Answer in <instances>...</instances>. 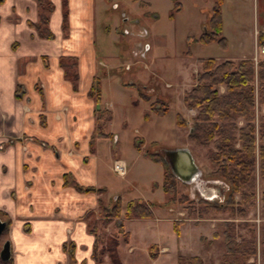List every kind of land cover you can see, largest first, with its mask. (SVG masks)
Returning a JSON list of instances; mask_svg holds the SVG:
<instances>
[{
	"label": "crops",
	"instance_id": "obj_1",
	"mask_svg": "<svg viewBox=\"0 0 264 264\" xmlns=\"http://www.w3.org/2000/svg\"><path fill=\"white\" fill-rule=\"evenodd\" d=\"M50 1L53 10L49 14L47 26L52 36L46 37L35 26L40 21L38 0H0V219L7 224L2 240L0 239V251L6 241L11 243V255L4 264H117L108 253L100 256V259L96 256L98 223L100 218L102 221L104 219L99 206L100 198L108 208L113 207L119 198L123 204L121 218L104 224L108 229H113L115 225L119 229L109 243L119 241L116 252L121 264H133L140 255L150 263L158 264L164 255L170 253L172 260L177 258L176 264L180 255L199 256L205 264L204 256L190 250L189 245L194 242V226L210 230L199 223L191 225L184 222L179 226L180 233H177L179 222L174 218V209L163 205L168 197L157 202L144 196L133 198L153 205V216L124 217L126 205L133 199L124 202L120 193H113L111 185L114 182L105 171L113 170L116 159L127 161L119 158V154L114 152L113 147L110 149V143L106 141L113 138V132L103 130L105 135L97 134L98 109L113 112L112 119L104 128L115 115L113 108L101 106L104 89L101 76H113L122 67L128 71L132 69L129 61L119 64L124 58L120 50L110 53L104 48L100 55L99 40L102 39L105 45L106 37H111V31H114L113 42L116 46L121 44V38L125 40L127 36L136 35L137 30L134 29L140 20L133 18L131 7L148 9L154 7V2L159 0ZM208 1L213 3L207 12L205 4ZM166 2L167 8L172 5L174 8L176 0ZM180 2L182 10L174 18L170 17L172 11L169 14L173 22L184 11L185 1ZM197 2L204 10L201 13L204 17L197 19V27L200 25L201 33L190 36L189 40L202 44L194 39L207 29L215 1ZM247 7L252 12L248 26L243 23L241 14ZM111 9L119 12L113 25L108 21L113 16L110 17L109 13L114 14ZM222 10L223 35L228 40V47L212 43H217L225 51L230 50L233 25L239 49L232 58L229 56L224 60H254L258 47L264 43V0H224ZM227 13L234 14V19H227ZM101 19H106L107 22L106 36L99 34ZM142 27L138 30L139 35L144 32L145 27ZM129 43L134 54L138 50L133 49ZM123 44L127 48V43ZM145 53L143 57L146 56ZM187 54L192 56L191 52ZM108 55L113 58V62L105 59ZM139 57L140 55L135 56L134 63L141 65L143 61ZM207 58L213 57L197 59V66L194 68L196 75L201 70L199 60ZM62 60L68 67L74 66V71H71L77 73V88L74 87L73 80L66 76ZM144 67L148 65L145 64ZM154 76L162 80L159 74ZM96 81L101 90L100 103L90 95ZM122 84L133 85L134 82ZM137 85L141 98L146 100L150 110L153 101L162 98L172 101V97L178 94V84L174 86L169 80H165L164 86L155 80L148 85L140 81ZM156 86H159L157 90ZM190 86L192 88L193 84ZM190 89L180 93L185 111L189 109L185 105L184 95ZM143 90L150 93L147 95L150 100L142 95ZM153 91L156 99L151 96L154 95ZM165 99L162 100L169 107ZM147 112L149 110L145 112V119L151 117V114L146 117ZM105 144L109 145L110 151L100 152V147ZM150 159L162 165L151 157ZM65 175H69L70 182L67 185ZM163 181L153 183L152 191H164ZM76 183L97 189L105 188L106 191L82 192L76 188ZM108 199L112 200L111 204ZM158 208L168 209L173 213L172 217L168 216L177 234L176 243L173 239L171 243L164 241L162 230L158 227L151 231L147 229L150 220H162L156 217ZM90 213L93 214L89 216ZM94 221L97 233L91 231L90 223ZM136 225L142 230L134 232ZM203 237L207 238L204 232L199 236L202 244ZM181 243L182 247H187L185 252H181L179 248ZM194 243L196 247L202 248L197 242ZM99 248L102 249L100 243Z\"/></svg>",
	"mask_w": 264,
	"mask_h": 264
},
{
	"label": "rangeland",
	"instance_id": "obj_2",
	"mask_svg": "<svg viewBox=\"0 0 264 264\" xmlns=\"http://www.w3.org/2000/svg\"><path fill=\"white\" fill-rule=\"evenodd\" d=\"M123 1L125 2L126 0ZM184 1V11L174 22L169 18L173 5L170 8H167L168 4L166 0L155 1L154 7L148 9L139 6L131 7L130 13L133 18L140 20V23L137 24L134 29L137 30V34L129 37L127 36L125 40L121 38V44L116 46L113 42L114 31H111V37H106L105 45H103L102 39L99 40L98 48L100 50V55L104 52V48L110 53L120 50V52L123 53L124 58L122 57L123 59L119 61V64L127 61L132 63L131 71L125 70L122 67L120 68L122 70H117L113 76H101L104 85L101 106L107 105L111 109L113 108L115 112L113 120L105 128L103 127L105 132H113L114 135L113 138L106 141H109L110 149L113 147L114 152L119 154V158L125 159L128 163V173L126 178L119 177L111 169L107 170L105 168V172L106 174H109L110 179L114 182L111 185V188L114 191L113 193H120L124 202L141 196H144L152 202L163 201L168 197L163 205L173 207V213L175 214L174 218H176L178 222H188L191 225L199 223L208 228L210 231H206V229L201 226H194L192 228V231H194L192 238L193 241L200 244L203 249H200L198 246L197 248L194 242L189 245V249L202 254L205 259V264H217L220 262L221 256L225 252L223 231L224 222L226 220H234L236 223L250 221L256 223L258 227L264 222V217L262 216L260 209V197L264 189V179H261L257 173V206L249 211L246 218H232L229 215V211H211L203 217L197 215L190 216L184 207L188 205V202L183 204L176 202L168 203L169 195L167 196L164 191H152L153 183H162L163 181V167L160 164L152 162L147 155L148 152L158 153L161 159L165 160L163 152L164 148H188L191 150L195 162L201 170V176L198 181L191 183H185L176 178V197L181 198L184 195H188L189 199L193 200L197 207H204V205L200 203L201 199L217 205H227L230 199L229 184L223 178L214 174L217 168L209 159V152L214 148V145H198L189 139V133L194 124L193 118L197 115V110L189 109L188 111H185L184 104L180 98V93L185 89H190L191 84H193V86L195 85L196 70H194V68L197 66V59L199 57H213L219 60H224L226 57L230 56L232 58L236 54L239 49L236 45L237 41H235L236 31L232 25L231 28L233 33L230 35L232 47L228 51L220 48L217 43L203 45L192 42L189 40V37L197 36L201 33L200 25L197 27V19H200V16L202 18L204 17L201 14L204 10L199 6L197 0ZM212 3V1H208L205 4L206 8H208L207 12ZM111 12L114 13H109L110 17L113 15L112 20L110 18L108 21L109 24L113 25L114 19L119 15V12L113 9H111ZM241 14L243 17V23L248 26L250 24L252 12L247 7ZM234 17V14L227 13V19H234ZM106 25V19H101V21H99V34L106 36ZM141 26L145 27L147 30L146 34V30L144 29V33L141 32L139 35L138 30L140 31ZM122 42L127 43L126 46L128 49ZM128 43L130 46H133V49L136 48L138 51L144 50V52H146L145 57L142 56L144 54L143 52L140 54L139 58L143 61L141 65L134 63L136 58L133 51H131L132 48H129ZM188 52H191L192 56L188 55ZM105 59L109 62H113V58H111L110 55L106 56ZM145 64L148 65V67H144ZM198 68L199 67H197V69ZM153 72L159 74V76L162 77V80H160L159 77H155ZM154 80L161 82L163 86L165 80L171 81L174 86H177L178 84V94L174 98L172 97V101L162 98L169 103V110L164 116H160L151 111L149 104L140 96L139 86H141V84L138 86L137 83L143 81L148 85ZM122 82L128 84L134 82V84L124 86ZM158 87L159 86H156V90ZM149 89L152 90V88ZM222 90H224L223 87ZM152 93L155 95V91ZM149 94L150 93L143 90V96L148 97L147 95ZM154 95L151 94L152 98L156 99V95ZM147 110H149L151 114L149 119H145V112ZM178 113H183L182 116L188 122V125L184 128L177 124ZM261 114H264V107L257 110V118ZM243 122V119H239V125H242ZM136 136L138 138L135 140ZM136 141H142L143 149H141V151L136 148ZM104 142L105 140L102 141V144ZM109 145L105 144L101 146L100 152L107 153V151H110L108 148ZM215 181H218V184L214 186L211 182ZM202 185L211 188L214 186L218 188V191L214 193L213 196H208L201 189ZM111 202L112 200L108 199V203L111 204ZM173 213H170L168 209L158 208L156 217L162 218V220L160 222H156V219L150 220L147 223V229L151 231V229L155 230L158 227L162 230L164 241L171 243L173 239L176 243L177 234L174 231V224L169 220ZM98 228L101 236V248L109 243L110 238L115 236L114 234L119 232L116 225L113 229L106 228L102 223L101 218L98 223ZM185 229L187 228L185 227ZM136 230L139 232L142 229L139 225H136V229H133V231L136 232ZM203 232L209 240L213 239L214 233H218L219 238L214 240L212 245L207 242L202 244L200 243L199 236ZM240 232L247 234V229H242ZM183 247L181 243V246L179 247L181 252L187 250V247H184V249ZM132 263L153 264L143 255H140L136 262ZM172 263L176 264L177 258L172 260L171 253L164 255V257L158 262V264Z\"/></svg>",
	"mask_w": 264,
	"mask_h": 264
},
{
	"label": "trees",
	"instance_id": "obj_3",
	"mask_svg": "<svg viewBox=\"0 0 264 264\" xmlns=\"http://www.w3.org/2000/svg\"><path fill=\"white\" fill-rule=\"evenodd\" d=\"M214 7L209 19L207 29L194 39L202 44L217 42L221 47H228V40L223 35V10L224 0H214ZM40 7V21L36 24L41 35L51 37L48 29L49 14L53 10L50 0H38ZM182 10V3L178 0L170 14L171 18ZM68 78L73 80L77 88L78 76L71 68L61 61ZM201 70L195 77V85L185 93L184 102L188 109L197 110L193 118V126L189 133V139L198 145H214L209 152V159L215 164L214 174L223 178L230 186V199L227 205H217L200 200L204 207H197L188 195L177 198L176 177L172 174L170 167L165 160H162L158 153L148 155L164 167L163 189L169 195L168 203L183 204L190 216L203 217L211 211H229L232 218H246L249 211L257 206V173L264 179V114L257 118V110L264 107V58L255 60L244 59L240 61L224 60L218 61L214 58L200 59ZM222 87L224 90H222ZM90 95L97 101H101V90L99 82H95ZM146 99L150 100L148 97ZM169 110L168 104L162 99L151 103V111L164 116ZM150 112L146 113L148 118ZM112 119V112L105 109H98L97 113V134L105 135L103 127ZM239 119H243L239 125ZM177 123L186 127L188 122L182 116L177 115ZM138 137L135 138V140ZM138 150L142 149V141L135 144ZM69 175H65V185L69 183ZM76 188L82 192L104 193L105 188L93 186H82L76 183ZM260 209L264 217V189L260 197ZM99 206L102 209L103 224L113 219H120L122 216L123 204L120 198L116 204L108 208L102 198L99 199ZM153 205L142 199H133L126 205L124 217L126 218H149L153 216ZM93 213H90L91 216ZM91 231L97 233L96 221L90 223ZM122 225V224H121ZM177 223L176 231L180 233ZM247 229V234L241 233ZM214 240L219 234L213 235ZM223 239L225 253L219 264H264V222L257 226L256 223L244 221L236 223L234 220L224 222ZM203 243L213 244L214 240L206 237L201 239ZM101 236L97 237V253L100 259L103 254L108 253L111 259L121 264L117 257L116 248L118 240L111 241L102 249L99 248ZM101 256V257H100ZM6 263L0 258V264ZM178 264H203L199 256L180 255Z\"/></svg>",
	"mask_w": 264,
	"mask_h": 264
},
{
	"label": "water",
	"instance_id": "obj_4",
	"mask_svg": "<svg viewBox=\"0 0 264 264\" xmlns=\"http://www.w3.org/2000/svg\"><path fill=\"white\" fill-rule=\"evenodd\" d=\"M165 160L170 167L172 174L185 183H191L198 181L201 176V170L199 169L195 158L188 148H164L163 149ZM214 185L218 184V181L211 182ZM201 189H204L201 187ZM204 191V190H203ZM208 196L209 194L204 191ZM212 196V195H211ZM6 222L0 219V239L3 232L6 229ZM11 255V243L6 241L3 248L0 251V258L4 261L8 260Z\"/></svg>",
	"mask_w": 264,
	"mask_h": 264
},
{
	"label": "built area",
	"instance_id": "obj_5",
	"mask_svg": "<svg viewBox=\"0 0 264 264\" xmlns=\"http://www.w3.org/2000/svg\"><path fill=\"white\" fill-rule=\"evenodd\" d=\"M141 52L144 53V50L135 51L134 54H135V56H138L141 54ZM260 56L264 57V43L260 44V46L258 47L257 53H256L255 58H254L256 63L258 62ZM128 68H129V66H128ZM113 170L118 176L124 178V177H126V175L128 173V165L124 160L116 159L114 164H113Z\"/></svg>",
	"mask_w": 264,
	"mask_h": 264
},
{
	"label": "flooded vegetation",
	"instance_id": "obj_6",
	"mask_svg": "<svg viewBox=\"0 0 264 264\" xmlns=\"http://www.w3.org/2000/svg\"><path fill=\"white\" fill-rule=\"evenodd\" d=\"M142 33H144V32H142ZM214 186H212V188H211V187H207V186L202 185L201 187L204 188L202 190L206 191L209 194V196H211V195L213 196V194L218 191V188H216Z\"/></svg>",
	"mask_w": 264,
	"mask_h": 264
}]
</instances>
